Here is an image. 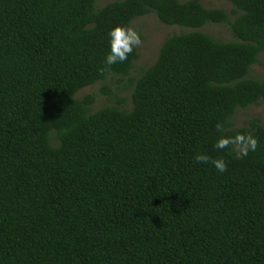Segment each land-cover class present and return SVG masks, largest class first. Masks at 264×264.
Listing matches in <instances>:
<instances>
[{
    "label": "trees",
    "instance_id": "1",
    "mask_svg": "<svg viewBox=\"0 0 264 264\" xmlns=\"http://www.w3.org/2000/svg\"><path fill=\"white\" fill-rule=\"evenodd\" d=\"M229 1L233 18L200 0H0V264H264V125L232 121L264 102V0ZM151 11L192 30L137 77V47L101 75L109 31ZM108 76H130L131 109L76 96ZM217 123L258 147L217 150Z\"/></svg>",
    "mask_w": 264,
    "mask_h": 264
},
{
    "label": "rangeland",
    "instance_id": "2",
    "mask_svg": "<svg viewBox=\"0 0 264 264\" xmlns=\"http://www.w3.org/2000/svg\"><path fill=\"white\" fill-rule=\"evenodd\" d=\"M114 0H96L95 7L100 8ZM207 7H218L225 9L231 18H233V5L229 0H200ZM135 29L141 38V45L137 47L139 56L134 61V67L131 70L130 76L137 77L143 70L151 65L158 57L159 49L164 39L174 33L192 30L191 28L181 27L179 25H168L159 21L156 13L151 11L143 16L133 19L130 26ZM203 32L209 33L221 40L234 39L230 27L227 23H208L203 27L198 28ZM124 76L119 81V76H108L104 80H100L93 85L81 88L76 96L83 97L88 93L95 96V101L91 106L93 111L106 105L116 104L124 109H131L132 87L129 85V77ZM249 76L264 78V51L259 54V61L250 67ZM103 87H109L111 93L102 92ZM122 100V103L119 102ZM258 118L261 124L264 125V102L254 103L247 107H238L232 117L234 127L248 125L249 121ZM236 149H242L241 146L235 145Z\"/></svg>",
    "mask_w": 264,
    "mask_h": 264
},
{
    "label": "clouds",
    "instance_id": "3",
    "mask_svg": "<svg viewBox=\"0 0 264 264\" xmlns=\"http://www.w3.org/2000/svg\"><path fill=\"white\" fill-rule=\"evenodd\" d=\"M110 52L105 58L104 67L100 69L101 75L111 72V66L117 63L125 62L133 49L139 47L142 43L139 33L127 26L117 25L109 31ZM216 131L221 133L220 138L217 139L214 147L223 151L232 145H242L246 149L242 155H247V151H255L258 147V140L251 134H239L235 137L224 136V126L222 123L216 124ZM197 163H212L214 167L220 172L227 171V164L224 159H212L208 155L199 154L195 157Z\"/></svg>",
    "mask_w": 264,
    "mask_h": 264
}]
</instances>
